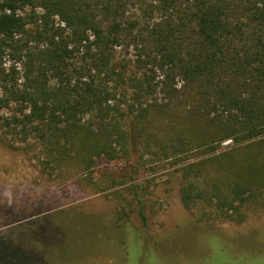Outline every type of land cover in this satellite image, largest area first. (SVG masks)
I'll use <instances>...</instances> for the list:
<instances>
[{
	"label": "trees",
	"instance_id": "16d2710c",
	"mask_svg": "<svg viewBox=\"0 0 264 264\" xmlns=\"http://www.w3.org/2000/svg\"><path fill=\"white\" fill-rule=\"evenodd\" d=\"M131 4L161 15L134 19ZM130 45L140 55L133 68L117 60ZM5 50L20 66L0 64V110L17 104L13 120L46 140L55 161L113 159L128 152L129 117L141 141L157 119L173 129L181 199L201 206L202 220L208 205L243 218L264 196L256 162L246 177L223 174L215 190L191 177L217 160L230 166L234 150L211 155L222 142L264 136V0H0V57ZM198 149L208 156L189 161ZM0 254L26 259L1 236Z\"/></svg>",
	"mask_w": 264,
	"mask_h": 264
},
{
	"label": "rangeland",
	"instance_id": "374dc122",
	"mask_svg": "<svg viewBox=\"0 0 264 264\" xmlns=\"http://www.w3.org/2000/svg\"><path fill=\"white\" fill-rule=\"evenodd\" d=\"M128 15L155 21L161 14L145 15L131 4ZM117 51L118 62L131 68L140 56L134 45ZM14 63L5 50L0 64ZM154 96L163 100L160 87ZM16 105L0 110V236L26 259L7 261L0 254V264H264V196L244 209L243 218L218 217L208 205L211 220H202V207L187 208L181 199L169 125L154 119L150 137L141 141L129 117L127 153L64 165L38 133L22 131L27 123L13 120ZM230 149V166L217 160L191 177L215 190L231 170L246 177L249 163L264 166V136L243 143L228 139L211 155ZM206 156L198 149L189 161ZM204 235L216 243H200Z\"/></svg>",
	"mask_w": 264,
	"mask_h": 264
}]
</instances>
